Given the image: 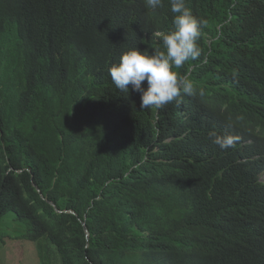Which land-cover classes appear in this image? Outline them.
<instances>
[{
  "label": "trees",
  "instance_id": "16d2710c",
  "mask_svg": "<svg viewBox=\"0 0 264 264\" xmlns=\"http://www.w3.org/2000/svg\"><path fill=\"white\" fill-rule=\"evenodd\" d=\"M185 4L208 22L177 70L195 92L142 109L107 69L163 47L169 0H0V221L41 256L44 239L62 264H264V166L209 138L264 140V0Z\"/></svg>",
  "mask_w": 264,
  "mask_h": 264
},
{
  "label": "clouds",
  "instance_id": "9594fccd",
  "mask_svg": "<svg viewBox=\"0 0 264 264\" xmlns=\"http://www.w3.org/2000/svg\"><path fill=\"white\" fill-rule=\"evenodd\" d=\"M144 3L150 11L164 6L163 0H144ZM169 5L173 14L172 27L161 36L163 47L151 50L127 47L118 61L111 63L107 69L118 90L126 93L131 90L140 95L142 109H160L177 100L182 93L193 95L195 92L189 74H181L177 70L189 60L200 57L198 41L208 22L195 17L185 0H169ZM200 94L203 95V91ZM253 127H249L246 135L211 131L209 138L223 150H239L240 154L248 155L240 161L249 160L264 166V140L256 138L258 132L251 129ZM240 141L242 147L237 145ZM258 181L264 185V167L258 173Z\"/></svg>",
  "mask_w": 264,
  "mask_h": 264
},
{
  "label": "rangeland",
  "instance_id": "374dc122",
  "mask_svg": "<svg viewBox=\"0 0 264 264\" xmlns=\"http://www.w3.org/2000/svg\"><path fill=\"white\" fill-rule=\"evenodd\" d=\"M30 225L7 212L0 221V264H62L56 247L43 239L42 256L29 238Z\"/></svg>",
  "mask_w": 264,
  "mask_h": 264
}]
</instances>
